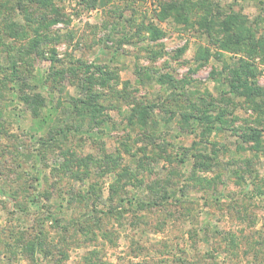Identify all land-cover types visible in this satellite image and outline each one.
<instances>
[{"label":"rangeland","instance_id":"1","mask_svg":"<svg viewBox=\"0 0 264 264\" xmlns=\"http://www.w3.org/2000/svg\"><path fill=\"white\" fill-rule=\"evenodd\" d=\"M163 1L97 0L86 8L81 0H54L65 19L42 31L52 37L43 43L44 56L30 54L15 65L18 50L36 34L28 27L16 43L3 35L0 264H264V155L255 162L254 184L234 171L252 156L251 142L238 149L241 130L257 120L264 139V114L257 113L264 105L222 94L225 70L243 62L264 87V60L232 51L233 37L222 29L213 37L201 30L200 17L209 8L215 12L213 4L177 22L157 17ZM220 1L222 19L232 13L250 23L264 18V0ZM27 12L32 26L54 16L48 7L29 4L14 18L22 23ZM259 24L257 35L264 33V19ZM152 27L159 36L152 37ZM55 73L61 77L51 80ZM166 73L188 83L172 91L159 83ZM36 95L45 98L38 116L21 100ZM92 97L94 107L88 106ZM76 98L86 107L77 110L88 114L81 122ZM203 100L216 104L213 115L224 109L229 128L238 131L218 124L209 133L191 132L182 113L195 112ZM143 107L153 110L141 127ZM61 125L70 126L65 136L56 133ZM104 152L117 167L102 175L91 157ZM197 154L216 159L207 167L210 161H198ZM126 167L138 179L126 178L110 198V183ZM152 200L158 203L145 205ZM34 238L42 248L31 255L25 244Z\"/></svg>","mask_w":264,"mask_h":264},{"label":"trees","instance_id":"2","mask_svg":"<svg viewBox=\"0 0 264 264\" xmlns=\"http://www.w3.org/2000/svg\"><path fill=\"white\" fill-rule=\"evenodd\" d=\"M54 0H0V14L4 13L6 14L5 18L3 20L1 19L0 22H3V26H0V45H7V42L5 43L2 39L3 35H6L8 37H14L15 43L18 40V37H22L27 34L28 27L36 34L35 37L31 38L30 43L27 48L18 50V55L20 58L14 59V65L21 62H27L26 60L27 56L33 55H41L44 56V53L47 48L44 49L45 42H48L52 39V37L46 33H43L42 31L48 30L50 24L58 23L60 21H64V16L62 15L61 11H59V8H57L56 5L53 4ZM82 3L86 8L95 7L97 0H81ZM133 1V0H131ZM36 4V6L40 7H48L51 13L54 15L53 18H43L45 22H39L38 26H32V23L34 22L33 18L30 19L29 13L27 12V16L25 15L24 22H19L14 18V11L16 9L20 10L23 7L27 8V5L29 4ZM206 3V4H205ZM53 4V5H52ZM210 4H213L216 11L214 12L212 8L208 9V12L201 16L198 23H200V27L202 31H205L210 34L213 32H220L221 29L226 32L227 37H233L232 40V46H230L231 50L234 52H241L244 54H253V57L256 55H259L264 60V33H261L260 35H257L258 33V25L260 21H262L264 18L260 17L258 19H255L253 23H250L248 20H246L242 14L239 13H232L229 14L226 18H220V12L219 10L222 7V3L220 0H208L205 2V0H165L162 3H160V10L156 14L157 17L160 20H166L167 18H173L175 21L180 22L184 21L186 19V15L184 13L190 14L195 13L197 9H200L204 6V8ZM194 7V8H193ZM196 8V9H195ZM27 10V9H23ZM1 18V16H0ZM41 27L43 28L41 30ZM151 33L154 34L152 36L153 38L160 35L161 31L158 30L156 27L151 28ZM9 42V41H8ZM49 43V42H48ZM54 50V49H52ZM50 51V50H49ZM181 52V49L178 50L177 55ZM11 54L10 52H8ZM9 59V58H8ZM54 59V58H52ZM9 60V64H10ZM242 63V62H241ZM247 64H250L248 62H243L240 67H234L232 69L225 70V75L227 78V90L223 91V95L231 94L234 97H244L247 101H251L253 103H260L261 105H264V87L258 86L256 84V78L254 77L256 75V71L248 67ZM13 65V67H14ZM247 65V66H246ZM2 65H0V68ZM16 67V66H15ZM248 67V68H247ZM109 68V67H108ZM15 72V71H14ZM14 72L12 76L9 78L10 80L14 77ZM144 72V69L142 67L138 68L136 70V74L138 76H141ZM58 74V75H57ZM60 73L51 74L50 79L56 80L57 77H59ZM61 77V76H60ZM91 79V77H90ZM3 80V79H1ZM159 83L162 85H168L166 88L173 89L172 91L177 90L178 88H182L184 85L183 83H188L185 80H179L175 79L171 74H160L158 77ZM90 80H88L89 82ZM53 82V81H52ZM91 83V82H90ZM104 84L103 82H101ZM28 82L26 81L25 77L22 79V85H26ZM34 86H36L34 84ZM225 98V96H223ZM228 98V97H226ZM225 98V99H226ZM255 99H260V102L252 101ZM21 100L26 102L27 105L30 107V111L34 116H38L40 111L42 110V107L45 106V98L40 97L39 95H36L35 97H22ZM85 100H82L81 98H76L74 100V106L73 108L75 111L79 108V105L81 104V107L86 109V107L83 105ZM94 107L96 105V98H91L88 102V106ZM216 104L211 103L208 100H203L201 105L194 106V111H191L188 113V111H184L182 113L183 119L187 122V125L190 127L191 132H195L200 129V133L205 134L212 132L213 129L220 124V127H230V123L226 119V112L225 110H218L215 115L210 113V110L215 109ZM101 111V109H98ZM152 110L153 108H147L143 107L141 108L137 113L140 114V117H138V123L141 127L145 125V122L148 118L152 117ZM77 119L81 121L84 120L85 115L87 114L86 110L79 111L77 110ZM258 115L264 114V106L260 108V110L257 112ZM90 117V118H94ZM134 116H130V120L132 121V118ZM93 121V120H90ZM88 122V121H87ZM82 124V123H81ZM70 126H64L61 125L59 129L57 130V134L66 135L68 129ZM75 130H79L81 126H74ZM233 129L234 131H238L237 128H229ZM238 137L242 139V144L239 145L240 147L238 149L245 151V147H243V141L245 143L251 142V144L247 145V150L252 153V156L247 158V162L242 164L241 166H236L234 169L235 174H238L241 172L240 175H238L239 179L243 178L244 173L248 175L251 179L250 185L254 184L255 181H257L258 177V171L255 169V162L259 159V155H264V139L262 137V129L261 124H258V121H252V123L246 128L242 129L239 133ZM155 139V138H154ZM152 143H154V140H151ZM186 153V152H185ZM215 156V154L213 153ZM185 156V154H184ZM212 155H203L197 154L196 158L198 161H201L204 158V161H210L207 165V167H210L211 161L215 160ZM91 160L95 163V168L98 170L100 174H106L114 169H116L117 164L116 158L113 155H110L108 153H103L100 158H92ZM178 161L184 162V157H178ZM85 164V161L82 162ZM205 162H202V166H198L202 169L205 168V165H203ZM84 166V165H83ZM139 167H142V165H138ZM137 166V167H138ZM88 168L87 166H85ZM138 167V168H139ZM194 171V170H193ZM191 171V178L195 176V172ZM126 178H137V174L133 173L132 170L129 167L121 168L120 171L116 173V177L113 180L112 183L109 185L110 189V195L114 198L118 196L121 191L124 189V182ZM138 179V178H137ZM211 183L217 186V183L215 182V178L210 179ZM219 181V179H218ZM242 184H245L244 182ZM158 203L156 200H152L151 202H146L145 205L149 204H156ZM139 207H143V203H139ZM224 236L230 240H233L235 243V239L232 235ZM25 249L31 253V255H34L40 248H42V243L37 240V238H34L32 241L25 244ZM24 247V246H22Z\"/></svg>","mask_w":264,"mask_h":264}]
</instances>
